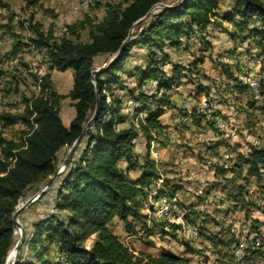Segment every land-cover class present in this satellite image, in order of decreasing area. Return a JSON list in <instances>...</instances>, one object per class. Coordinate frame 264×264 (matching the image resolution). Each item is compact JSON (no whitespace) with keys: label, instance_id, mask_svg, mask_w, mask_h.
I'll use <instances>...</instances> for the list:
<instances>
[{"label":"trees","instance_id":"1","mask_svg":"<svg viewBox=\"0 0 264 264\" xmlns=\"http://www.w3.org/2000/svg\"><path fill=\"white\" fill-rule=\"evenodd\" d=\"M25 1L26 8L40 2ZM164 1H106V14L102 19L85 15L68 23L62 36L55 34L53 24L45 30L42 23L33 22L32 16L28 22L34 33L27 37V41L21 40L22 36L14 31L13 18L6 24L0 22V33L11 34L15 38L11 55L22 52L24 47H33L44 51L49 63L44 76L33 73L36 83L40 82L39 94L23 96L20 103L24 106L22 111L0 112L3 127L16 124L25 127L19 138H6L0 130V264L5 263L13 245L15 223L12 217L19 199L33 196L56 172L58 152L72 146L82 134L84 125L95 112L97 97L98 114L85 132L70 164L56 180V204L65 214L66 221L54 215L35 222L33 237L29 240L30 251L19 264H60L50 254L52 244L56 245L57 252L64 255L65 264H190L189 258L169 249H163L159 256L136 252L114 232L112 224L119 218L127 232L138 235L140 230L136 223L141 222L147 232L145 235L142 233L141 239L146 245L155 246L150 237L162 228L164 222L149 227L148 215L142 211L148 186L160 178L159 167L149 150L153 132L161 134L164 131L161 117L167 108L175 106L169 92L176 83L189 77V82L197 86L190 94L196 93V96L206 92L210 94L212 89V84L207 83L210 77L205 73L201 72L200 79L191 75L195 73L191 64L199 67L205 63V55L196 57L187 65L174 60L170 50L190 51L195 38L201 43L200 49L212 47L207 41L209 29L223 28L222 19L235 22L240 29V33H233L224 27L230 36H239L243 40L261 37L264 46V0H236L232 10L225 15L218 11L219 0H178L175 5L154 8ZM0 6L9 5L0 0ZM41 7L45 8L43 3ZM44 10L57 17L54 10ZM133 26L136 31L120 58L93 77L95 59L100 55L113 57ZM79 29L88 31V41L80 40ZM134 47L146 50L145 63L126 70V62L133 56ZM261 52L264 54V48ZM54 69L74 70L73 87L68 96L73 102L75 116L70 126L65 124L60 113L65 95L60 94L51 82ZM218 73L222 81L220 84L213 81V85L225 84L228 88L238 84L239 79L231 65L220 63ZM121 75H138L137 87L123 85ZM154 79L159 81L157 92L148 94L143 88ZM115 86L121 89L119 93L113 90ZM5 92L19 93L18 80L15 87ZM128 98L144 104L143 108L136 109L137 113L147 111L146 118L139 121L138 127L128 121L124 113ZM150 102L154 106L150 107ZM141 136L148 140L144 161L136 151L137 140ZM123 160L128 163L127 167L121 165ZM241 166H247L249 177H263L264 147L252 146L250 153L241 154L240 161L231 170L234 174L235 170L241 172ZM137 169L139 175L131 176L130 172ZM227 170L218 168L217 176H225ZM174 182L173 177H165L160 193L175 196L183 186ZM215 184L206 193L210 194ZM236 187L239 189L238 197L244 187ZM39 199L47 202V193ZM92 235H95L94 243L86 249L85 242ZM262 239L260 255L264 264V236ZM26 242L27 238L24 244ZM186 247L189 253L197 252L189 241H186Z\"/></svg>","mask_w":264,"mask_h":264},{"label":"rangeland","instance_id":"2","mask_svg":"<svg viewBox=\"0 0 264 264\" xmlns=\"http://www.w3.org/2000/svg\"><path fill=\"white\" fill-rule=\"evenodd\" d=\"M106 1L109 0H105L104 3ZM177 1L178 0H165L163 3L175 5ZM235 2L236 0H219L218 11L220 15H225L231 11ZM11 3L13 4V6L11 5L12 7L5 8L2 10V13L0 12V20L7 22L13 17L14 31L22 36L20 38L21 40L27 41V37L34 33L29 28L28 22L32 16L33 22L39 21L43 24L45 29L49 28L51 14L44 12V8L41 7L42 2H39L30 8H26V2L22 0H11ZM104 3L100 6H104ZM46 7L49 6L46 5ZM95 11L93 15L96 20L102 19L105 11L102 12V14L96 13ZM220 21H222L223 28L217 26L212 27L208 32L207 41H209V44H211L212 47L204 46L203 49H200L201 43H199V39L195 38V44L190 51L183 50L175 52L170 50L174 60L182 61L187 65L191 64L196 57L205 55L206 61L199 65V67L191 64L193 71H195V73L191 75L192 77L195 75L197 77L196 79H200L202 78L201 72L205 73L210 77V79L207 80V83L212 84V89L210 90V94H207L206 92L196 96V93L190 94V92H193L197 86L189 82V77L176 83L174 88L169 92L171 100L175 103V106L167 108L163 115L165 117H161L162 121L171 122L170 124H165V134L153 132L149 150L150 154L155 156L153 159H155L157 165L159 164L160 178L165 179V177H173V180L175 181L174 184H179L185 188L183 191V197L187 198L186 201L189 203L190 201H194L195 193L199 192L198 190L200 186H203L201 185L203 183L199 182L197 179H202L205 180L206 183H209L206 190H203L204 192L202 196L205 198V192L211 187L210 185L213 182L218 183V181L222 180L221 184L226 183L229 187L226 191H216L215 196L212 195L211 198L215 201L213 203L210 202L208 208L209 212H200L203 216L209 217L205 223L190 221L191 214H195L196 216L198 212L196 211L195 213H192V210L189 211V208L184 209L180 206L178 200L179 211L180 213H184L183 221L185 225L190 223L191 225H198L200 228L199 240L192 241L193 247H195V250L197 251L195 253H189L187 251L186 241L190 240L185 236L183 226L178 227L177 224L168 222V220L162 221L150 216L145 207L146 199H144L142 211L150 217L147 222L148 226H153L161 221L164 222L162 228H159L160 232H162L150 237V239H152V237L157 239L158 244L155 249H170L180 255L191 258V264H262L263 259L260 255V251L262 250L260 249H263L262 238L264 236V176L261 178L258 176L249 177L248 168L246 166H241V168H243L241 172L235 170L236 173L228 174V177L223 175L216 177L214 173L209 174L208 170L202 172L199 169V167L204 168V165L206 164L202 163V161L195 162L191 169H189V165L184 167L182 166L184 164L180 162L178 165L180 166V172H174L172 170L175 161L172 156L176 152V149H178L180 145L189 149V146L184 142L186 134L183 136V139H180V137L177 136L175 138V135L180 129H183L182 131L184 132V129L187 128V123L192 124L199 122V124H201L202 118L209 120L208 125L212 129L209 133H206L207 136H204L206 139L214 138L217 135L221 136V138L223 137L222 135H229L231 136V141H240L243 143V146H245L249 140L251 141L254 137H259L261 141L257 147H264V54L261 52L263 51L264 46H262V38L259 37L243 40L239 36L232 37L227 34L224 27L233 33H240V29H238L235 22L223 19ZM66 31L67 30H65L64 33H66ZM134 31H136V28H134ZM78 32L81 35V41L86 42L89 40V33L87 30L79 29ZM14 39L15 38L11 34L0 33V112L22 111L24 109V106L20 104L22 97H30L34 94H39L40 92V87L38 85L40 82L36 83L33 73L38 74L41 77L48 72L49 68V63L44 55V51H40L33 47H24L22 50L23 55L21 54V56L11 55L10 51L15 41ZM145 53L146 50L144 49L137 47L133 48L132 55L134 57L133 59L127 60L125 69L130 70L135 68L136 65L145 63ZM25 58L28 60L25 61ZM112 58L113 57L110 55L98 56L95 59L94 69L103 68ZM24 63L26 67L24 66ZM220 63L231 65L236 73L235 75L239 79L237 85L233 84L228 88L225 84L219 86L213 85V81H217L218 84L222 81V78L218 73ZM199 71L200 74H197ZM51 73V82L53 83V86L60 94L65 95L61 101L60 113L67 123L69 121V111L72 109L75 111L73 102L68 96L72 89L70 73H73V69H68L67 71L54 69ZM240 75L259 83L260 86L258 87V90L255 91L251 86V82H249V80L247 81V78L246 80L241 79ZM138 78V75H121L122 84L128 85L129 87H137ZM17 80L19 93L12 92L11 94H7L5 91L15 87ZM154 80L156 81L157 79ZM153 81H148L143 88L148 94H154L157 92ZM118 87L119 86H115L113 90L119 93L121 89ZM109 93L110 91H107V94ZM257 94L259 97H257ZM186 95L192 96V99H190L193 105L191 110L183 108L184 103H182V100ZM203 98H207V104L204 105L206 113L195 112L197 111L196 107L200 105ZM108 99L110 100V98ZM130 99L132 98L126 100L125 108L128 107L127 101ZM143 105L142 102H139L137 108H143ZM149 105L150 107L154 106L151 102ZM125 108L124 113L126 114V118L128 121L133 122L137 127L139 126V121L141 119L144 120L147 116L146 110L137 113V108L128 111ZM210 113L211 115L209 116ZM217 121L226 123L228 128L220 129L218 127V131L216 129L217 126H214ZM176 124L179 125L180 128H177L175 126ZM24 128L25 127L22 124L3 127L0 123V130H2L4 136L9 139L19 138L20 132ZM206 128L207 127L204 126V129ZM177 139H180V141ZM200 143H194L192 144V147L194 146V149L196 150L202 149L203 147L201 145L198 146ZM211 144L214 145L213 142H211ZM137 145L139 151H142V153L148 151V140L146 137L141 136L137 140ZM163 145L170 150V155L167 160H165V163H160L156 157H158V149ZM70 148L71 146L65 147L58 152L57 167L66 158ZM142 157L141 160L144 161ZM234 163L235 162H230L229 165H234ZM162 164L164 165L163 167ZM121 165L128 166V163L125 164V162H121ZM130 175H139V169L130 172ZM160 178L155 179L151 185L156 186ZM246 179H248L249 182L246 183ZM42 185H44V183ZM238 185L244 187V190L240 192L241 194H239L238 197H236V194L239 191L236 187ZM29 198L30 197L23 198V201L25 202ZM22 205H19V207ZM187 205L189 206L190 204ZM17 208L18 207H16V209ZM22 213L19 215V220L24 228L26 238L28 239L29 234L31 235V233H29V225H27ZM12 219L14 221L13 217ZM136 226L144 235L147 233L143 230L144 226L141 222H137ZM112 228L114 231L120 232L122 240L128 243L135 251H138L139 248H144V241L139 239L138 235H129V232L126 231L123 222L119 218L114 220ZM16 231L17 226L15 223L13 245L11 249L16 245L19 239V233ZM27 244L29 243H23V249H21L18 255L16 254L13 256L9 264H19L20 260H25L29 253ZM233 244H236L243 254V259L241 261L238 260L236 249L232 246ZM21 256L24 258L21 259Z\"/></svg>","mask_w":264,"mask_h":264},{"label":"crops","instance_id":"3","mask_svg":"<svg viewBox=\"0 0 264 264\" xmlns=\"http://www.w3.org/2000/svg\"><path fill=\"white\" fill-rule=\"evenodd\" d=\"M2 1L4 3H7L9 6L8 7L0 6V12L1 13H2V10H4L5 8H10L11 5L13 6V4L11 3V0H2ZM22 1H25V0H22ZM74 1L75 0H40V2H42L44 4L45 8H49V9L54 10L55 14H57V17L62 15L67 9H69L72 6ZM46 5L49 6V7H46ZM44 12L48 13L45 10H44ZM95 12L96 13H100V14H102V12H104V16H105V14H106L105 5L104 6H100ZM49 14H51V13H49ZM52 17H53V15L51 14L50 18H52ZM83 17H84V15H81L78 18H74V19L70 20L68 23L78 21L79 19H81ZM11 18H13V17H11ZM0 22L2 24H6L8 21L7 22H3L2 20H0ZM13 24H14V20H13ZM51 26H52V23H51V20H49V28L48 29H50ZM48 29H45V30H48ZM54 32H55L56 35H58L56 33L55 29H54ZM137 48H140V47H137ZM21 54H22V52L18 53L17 55L21 56ZM17 55H15V56H17ZM133 57L134 56H131L129 59H133ZM24 60L27 61L28 59L25 58ZM25 61H23V62H25ZM24 66L26 67L25 63H24ZM70 74H71V87H73L74 70H73V73H70ZM189 99H192V96H189V95L184 96L183 100H182V103H185V101H187ZM74 116H75V111H74V109H72L71 111H69V121L66 123V121L64 120V122H65V124L67 126L70 125V123L73 120ZM164 117L165 116H163L162 118H164ZM208 121H209L208 119L203 118L201 124H199V122H195V123H192V124L187 123L188 125H187V128L184 129L185 131L183 132L182 131L183 129H180V131H178V133L175 135V138L177 136V137H180V139H183V136H185V134H186V136H185L186 138H185L184 142H186L187 146H189V149L185 148L183 145H180L178 147V149H176V152L172 156L173 160H175L174 163H173L174 167H173V169L170 167L174 172H180L179 171V167L180 166H178L180 162H182V164H184L182 166L185 167L186 165H189L190 166L189 169H191L192 165L195 164V162L202 161V163L210 164V169L208 170L209 174L210 173L211 174L214 173L216 175V177H218L219 175L217 176V169L220 168V167H224V168L228 169L226 174H225V176L228 177V174H234V172L231 170V168L236 163H238L240 161L241 154L250 153L251 147L254 146L250 142V140L247 142V144L245 146H243V143L240 142V141H231V136H229V135H227V136L226 135H222L223 136L222 138H221V136L217 135L214 138L206 139V137H204V136L206 135V133H209V131L212 130L211 127H209V125H208ZM162 122H163V124H167V123L170 124L171 121L170 122H168V121L166 122V121L163 120ZM220 122L221 121H217L214 126L218 127ZM175 126L177 128L178 127L180 128V126L177 125V124ZM204 126H206L207 128L204 129ZM165 133H166V130L164 129L163 134H165ZM218 138H220V139H218ZM180 139H177V140L180 141ZM197 142H199V143L201 142L200 144H198V146L201 145L203 147L202 149L196 150V149H194V146L192 147V144L197 143ZM211 142H213L214 145L211 144ZM211 145H212V147H211ZM136 151L140 154V157H142V155L144 156V154H146V153H142V151H139L138 146L136 148ZM169 152H170V150L166 146L163 145L160 149H158V157H156V159L159 160L160 163L161 162L165 163L166 162L165 160H167V158L170 155ZM151 157L155 158L154 155H151ZM121 162H125V164H127L126 161H124V160L121 161ZM230 162H235V163H234V165L230 166L229 165ZM124 166L126 167L127 165H123V167ZM163 166L164 165L162 164V167ZM199 169L202 172L204 171V168H200L199 167ZM176 174H178V173H176ZM179 175H180V173H179ZM197 180L199 182L203 183V184H201L203 186H200L199 190H198L199 192L195 193L194 201H192V202L190 201V203H189L188 201H186L187 198L183 197V194H184L183 191L185 190L184 187L182 188L180 193L177 192L176 195H178V200H179V204H180L181 207H183L184 209L189 208V211L192 210L191 211L192 213H195L196 211L198 212L196 214V216H195V214H191L190 221H197L199 223L200 222H204L205 223L208 220L209 217L208 216H203V214H201V213L209 212L208 208H209L210 202L213 203L215 201L214 199L211 198L212 195L215 196L216 191H220V190L226 191L228 189L229 185L226 184V183L221 184L222 180L218 181V183L215 184V187L213 189H211L210 194L205 192L206 193V198H205V197L202 196V194L206 190V188L208 187L209 183H206V181L202 180V179H197ZM210 186L211 187L214 186V182L211 183ZM180 202L183 203V204H181ZM187 204H190V205L188 206ZM202 205H204L205 208H202L201 207ZM46 207H47V202H45V201H36L31 206L26 208L25 211L23 210L22 211L23 213L21 212L23 214V217L25 218V220L27 222V225H29V230H30L29 233H32L34 231V223L41 219L42 213L44 211H46V209H47ZM148 218H150V217H148ZM151 220H152V218H151ZM149 226H151V225H149ZM114 232L121 237L120 232H117V231H114ZM157 233H161L160 230L155 231V234H157ZM155 234L153 236H155ZM129 235H131V234L129 233ZM138 236H139V239H141L142 233L140 232L138 234ZM152 239L156 243L155 246H149V245L145 244L144 248H139V250L136 251V252L142 251V252H145V253L152 254L154 256H159L160 253L163 251V249H167V248H161L160 250L159 249H155V247L157 246L158 242H157V239H155V237H152ZM94 240H95V235H92L90 238H88L86 240V242H85L86 249H90L91 248V246L94 243ZM189 242H190L191 246H193V242L192 241H189ZM28 243H29V241H28ZM27 248H29V244H27ZM59 253L60 252H57L56 245L52 244L50 246V254H51V256L54 255V257L57 260V256H58ZM55 254H56V256H55ZM182 256H184V255H182ZM187 258H189V257H187ZM189 259H190V264H191V258H189Z\"/></svg>","mask_w":264,"mask_h":264},{"label":"built area","instance_id":"4","mask_svg":"<svg viewBox=\"0 0 264 264\" xmlns=\"http://www.w3.org/2000/svg\"><path fill=\"white\" fill-rule=\"evenodd\" d=\"M105 0H75L72 4V6L64 12L62 15L58 17H52L50 18L51 23L54 26V29L58 36H62L67 29L68 22L74 18H78L81 15H89L92 16L94 11L102 4L104 3ZM241 79L247 78V81L251 82V86L255 89V91L258 90V87L260 86L259 83H256L254 81H251L248 77H243L240 75ZM154 86H157L159 81L154 80ZM257 97L259 95L257 94ZM207 98H203L200 105H198L196 108L199 113H206L204 109V105L207 104L206 101ZM128 107L125 108L127 111L128 110H135L139 106V101H136L134 99H130L127 101ZM193 107L192 101L189 99L185 101L183 108L186 110H191ZM211 113L209 114V116ZM139 125V124H138ZM218 127L220 129H227V125L224 122H220ZM254 146H257L260 143V138L259 137H254L250 141ZM210 169V164H205L204 165V170L207 171ZM63 170V169H62ZM164 183V179L160 178L159 181L157 182L156 186L149 185L148 186V194L146 197V203L145 207L147 209V212L150 216H153L157 218L158 220L172 222L177 224L178 227L183 226L185 236L187 237L188 240L190 241H196L200 237V228L198 225H191L190 223H184V213H180L179 211V204H178V195L175 196H169L166 194L160 193V189ZM56 182L53 184L51 188L47 190V195H48V201H47V209L44 211L41 215V219H48L49 217L52 216H57L59 220L61 221H66V216L63 212H60L59 209L57 208L56 204V190H55ZM28 200V199H27ZM26 200V201H27ZM26 201H23V198H20L18 201L17 207L19 205H24ZM202 208H205L204 205L201 206ZM179 229V228H178ZM17 232V231H16ZM33 237V233L29 235L28 241L31 240ZM234 249H236V254L238 257V260L243 259V254L241 253V250L236 244L232 245ZM57 261L60 264H65V258L64 255L60 252L57 256Z\"/></svg>","mask_w":264,"mask_h":264},{"label":"water","instance_id":"5","mask_svg":"<svg viewBox=\"0 0 264 264\" xmlns=\"http://www.w3.org/2000/svg\"><path fill=\"white\" fill-rule=\"evenodd\" d=\"M164 6H168V4H165L163 2L158 3L157 5L154 6L155 7H164ZM151 12V11H150ZM149 12V13H150ZM148 13V14H149ZM147 14V15H148ZM142 19H140L138 22H140ZM136 22V24L138 23ZM133 32H134V26L132 27V29L130 30V32L128 33V36L126 37V39L123 41L121 47L119 48V50L115 53V55L113 56V58L109 61V63L107 65H105L103 68L100 69H94L92 71V75L93 77L100 73L105 71L106 69H108L115 61H117L122 53V50L124 49V47L130 42V40L132 39L133 36ZM96 94L98 95V91L96 90ZM99 111V98L97 97V105H96V109L94 114L92 115V117L86 122V124L83 127V131L82 134L79 136V138L72 144L71 148L69 149V152L66 156V158L63 160V162L57 167L56 172L44 183V185L41 186V188L33 195L31 196L24 205H22L21 207H18L16 209V211L14 212L13 218H14V222L16 223L17 229L22 230L21 236H19V239L15 245L16 250H17V255L20 253L21 249H22V245L26 240V234L24 232V228L19 220V215L20 213L25 210L26 208H28L29 206H31L35 201H37L43 194H45L47 192V190L49 188H51L53 186V184L56 182V180L58 179V177L66 170V168L68 167V165L70 164L72 158L74 157L78 146L80 145V143L82 142L85 132L92 126L97 114ZM63 169V170H62Z\"/></svg>","mask_w":264,"mask_h":264},{"label":"bare ground","instance_id":"6","mask_svg":"<svg viewBox=\"0 0 264 264\" xmlns=\"http://www.w3.org/2000/svg\"><path fill=\"white\" fill-rule=\"evenodd\" d=\"M18 233H19V236H21V233H22V230L20 229H17ZM17 254V250H16V247L14 246L10 252L8 253L7 255V258H6V261H5V264H9V262L11 261V259L13 258L14 255Z\"/></svg>","mask_w":264,"mask_h":264}]
</instances>
